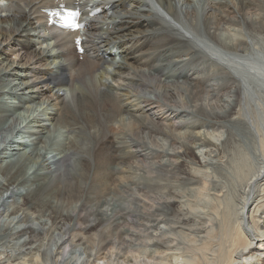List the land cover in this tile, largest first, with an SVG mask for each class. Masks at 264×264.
<instances>
[{"label": "bare ground", "instance_id": "obj_1", "mask_svg": "<svg viewBox=\"0 0 264 264\" xmlns=\"http://www.w3.org/2000/svg\"><path fill=\"white\" fill-rule=\"evenodd\" d=\"M5 1L0 233L17 241V264H263L264 0H154L192 39L144 0H111V16L87 21L82 55L75 33L39 42L52 0ZM113 47L120 62L106 59ZM62 129L87 132L91 159L57 154ZM235 140L254 141L258 166L196 212L178 185L204 195ZM32 210L47 213L46 232Z\"/></svg>", "mask_w": 264, "mask_h": 264}, {"label": "rangeland", "instance_id": "obj_2", "mask_svg": "<svg viewBox=\"0 0 264 264\" xmlns=\"http://www.w3.org/2000/svg\"><path fill=\"white\" fill-rule=\"evenodd\" d=\"M195 3V4H194ZM193 3V8H195L196 9V5H197V2H194ZM195 6V7H194ZM199 10L200 9H196L195 11L197 12H199ZM198 15V14H197ZM198 18H199V15H198ZM199 25V24H198ZM197 28L199 29V27L197 26ZM51 48V46L49 47V49ZM217 48L218 49H222V51H224V49L222 48V47H220V46H217ZM226 53V52H225ZM108 66V65H107ZM105 67V66H104ZM109 69H111V68H109ZM97 74H98V72H97ZM76 84V86H79L77 83H75ZM98 84V83H97ZM65 89L63 88V91H64ZM60 93H63V92H60ZM68 98V97H67ZM68 100L70 101L71 100V98L69 97L68 98ZM263 115V114H262ZM257 121L261 124V122L263 123L264 121L263 120H261L262 118H263V116L261 117V116H259L258 114H257ZM261 118V119H260ZM264 119V118H263ZM90 122H92V120L90 121ZM264 125V124H263ZM97 129V128H96ZM63 131H62V133H60V135H59V133H58V135H59V143H60V145L63 143L64 145H59L57 148H58V152H57V154H60V151L62 150V151H65V150H72V153H70L69 154V162H71V161H75V160H77V161H79V159H81V158H84V159H91V153H90V148L89 147H92V145L91 144H93V141H92V139H91V137H89V135L87 134V132L83 129V131H82V129H74V130H66V129H62ZM67 131V132H66ZM80 131V132H79ZM24 135V134H23ZM61 138V139H60ZM84 139V140H83ZM86 139V140H85ZM61 140V141H60ZM79 141H81V142H79ZM82 141L84 142V143H82ZM86 141H87V145H88V147H86L87 145H86ZM236 141V142H235ZM233 143H232V145L230 146V147H228V148H226V150L223 152V155L222 156H224V161L222 162V163H219L218 165H216L215 167H212L211 165H210V167L211 168H214V169H212V170H210L209 172H212V173H209V176L211 177H208V179H207V182H208V186H210V188L209 187H207V185H206V187H207V189H206V195L204 194V195H201V196H194L192 193H189V190L187 191V189H189V187L188 186H185V185H183L182 186V184H181V186H180V184L178 185V189L179 190H183V193H185L186 195H185V197H186V199L188 200L187 201V203H189V201H192V204L191 203H189L190 205H192V206H194V208H196V212L197 211H199L200 209H202V210H204V209H206V210H208V209H212V207H216V206H219V204H216V203H213V201L214 202H216L214 199L212 200L211 199V197H208V196H210L209 194H212L213 193V191L215 192H218V191H221V192H225L224 193V196H226L227 195V197H229V196H231L230 195V193H234V192H238V190H239V186L241 185H239V186H236V185H234V184H237V182H241L242 181V177L243 176H245V175H247L248 173L250 174L251 173V171H253V170H255L256 169V167L258 166L257 164H256V157H255V155L253 154V145L254 146H256V144L254 143V141H253V143H252V141L250 142H246V144L244 143V142H240L239 143V141H237V140H235ZM238 143V144H237ZM72 144H74V147H73V145ZM242 144V145H241ZM250 144V145H249ZM251 144H252V146H251ZM235 145H237V147L235 146ZM239 145V146H238ZM241 145V146H240ZM249 145V146H248ZM65 146V147H64ZM69 146H72L71 148L69 147ZM59 147H61V149L59 148ZM242 147V148H241ZM248 147H250V149H248ZM23 148L25 149V150H28V148H29V146H23ZM230 148H232V149H230ZM236 149H239L238 151H236ZM73 150H76V151H73ZM85 150H88L87 152H85ZM233 150V151H232ZM260 147H259V145H258V153L260 154ZM84 153H83V152ZM231 151V152H230ZM236 151V152H235ZM252 151V152H251ZM82 152V153H81ZM240 154H239V153ZM64 152H62L61 153V155L63 154ZM76 154V155H75ZM87 154V155H86ZM229 154V155H228ZM246 154V155H245ZM86 155V156H85ZM234 155V156H233ZM238 155V156H237ZM239 155L240 156H243V158H245V159H242V160H246V161H244V163L242 162V161H238V160H241V158L239 157ZM234 157V158H233ZM235 157H236V159H235ZM230 158H232L233 160L232 161H230L231 159ZM248 158V159H247ZM166 158H164L163 160H165ZM229 159V160H228ZM2 160V161H1ZM0 161H1V163H0V165L2 166V168L6 165V163L9 161V158H7V159H1L0 158ZM227 161V162H226ZM229 161V162H228ZM238 161V162H237ZM250 163H249V162ZM4 162V163H3ZM15 162V161H14ZM241 162V163H240ZM246 162V163H245ZM3 163V164H2ZM71 165H72V162L70 163ZM220 164H222V166L220 165ZM230 164H232V165H230ZM234 164V165H233ZM241 164V165H240ZM243 164H245L244 166H242ZM248 164H252V165H248ZM225 166V167H224ZM231 166H232V168H231ZM235 168H234V167ZM252 166V167H251ZM224 167V168H223ZM241 168V169H240ZM246 168H248V169H246ZM224 169V170H223ZM225 169H227L228 170V172L225 170ZM238 169H239V172H238ZM245 170V171H243V170ZM221 170H222V172H221ZM215 171V172H214ZM217 174L216 176H211V175H214V174ZM244 173V174H243ZM222 174V175H221ZM128 175V174H127ZM132 174H130L129 173V177L131 176ZM238 175V176H237ZM220 176V177H219ZM226 176H228V178L226 177ZM216 180H215V179ZM218 178V179H217ZM222 179L223 181H221L220 179ZM224 178H227L226 179V181H225V179ZM1 177H0V181H1ZM241 179V180H240ZM210 182H209V181ZM228 180V181H227ZM217 181V182H216ZM225 181V182H224ZM235 181V182H234ZM213 182V183H212ZM226 182L227 183H229V184H226ZM216 183H218V184H216ZM225 183V184H224ZM212 184H214V185H212ZM223 184V185H222ZM233 184V185H232ZM243 184V183H242ZM218 186H220V187H226V186H228L229 188H231V190H235L234 192H232L231 190H229V188L228 187H226L225 189L222 187V188H220V187H218ZM186 187H188L187 189H186ZM218 187V188H217ZM217 188V189H216ZM233 188V189H232ZM237 190H236V189ZM184 189H186V191L184 190ZM208 189H210V190H208ZM211 189H213V191L211 190ZM222 189V190H221ZM224 190V191H223ZM227 190H229L230 192L228 193L227 192ZM209 192V193H208ZM227 192V193H226ZM108 194V196L107 197H110V194H111V196L113 197V193L111 192V193H107ZM208 194V195H207ZM189 195H191V196H189ZM205 196H206V198H205ZM14 197V198H13ZM11 199H9V204L10 205H13L14 203V205H16L17 203H22V201H23V199L24 198H18L17 196H13ZM202 197V198H201ZM208 197V198H207ZM212 201V202H211ZM116 202V200L114 201V203ZM200 202H202L201 204H199ZM211 202V203H210ZM208 203H210V204H208ZM112 204V203H111ZM116 204H118V203H116ZM198 205V206H197ZM202 205V206H201ZM203 205H205L206 206V208L203 206ZM214 205V206H213ZM201 206V207H200ZM207 206H209V207H207ZM221 208H223V207H221ZM199 209V210H198ZM202 210H200L199 211V213L202 211ZM220 210H222V209H220ZM38 212H40V211H38ZM37 212V210L35 211V210H32L31 212H29L30 214V216H32V215H34V216H32V218H34L32 221H36L34 224H31L30 226H32V227H34V228H37V226L38 227H42L43 226V229H44V231L46 232L47 230H48V228H49V225H50V222H49V225H48V221H49V219H48V217H47V213H43L42 212V216H41V214L40 213H38ZM38 214V215H37ZM46 216V217H45ZM41 218V219H40ZM119 219H120V216L118 217ZM42 220V221H41ZM47 220V221H46ZM40 221V222H39ZM46 222V224H43V223H45ZM111 222H112V220H111ZM37 223H40V224H37ZM106 224H108V223H106ZM110 224V223H109ZM44 225H46V226H44ZM109 227H110V225H109ZM82 231H79L78 230V232L77 233H79V235L80 234H82L83 236L82 237H84V238H89V235H87V233L85 232H83V233H81ZM85 234V235H84ZM95 235V234H94ZM0 264H17V263H20V260H19V257H21L20 256V254L17 252V248H15L14 249V245L16 244V240L15 241H13V242H9L8 240L9 239H7L6 237H3L2 235H1V233H0ZM3 237V238H2ZM96 239H99V238H96ZM7 242H6V241ZM7 243V244H6ZM15 243V244H14ZM12 244H14V245H12ZM10 250H11V252H10ZM13 252V253H12ZM19 256H18V255ZM3 255V256H2ZM6 258V259H5ZM8 258V259H7ZM30 258V257H29ZM29 258H27L26 260V263L27 264H29V262H30V259ZM7 260H8V262H7ZM16 260V261H15ZM3 261V262H2ZM10 261L12 262V263H10ZM14 261V262H13ZM4 262H6V263H4ZM264 264V263H263Z\"/></svg>", "mask_w": 264, "mask_h": 264}, {"label": "snow or ice", "instance_id": "obj_3", "mask_svg": "<svg viewBox=\"0 0 264 264\" xmlns=\"http://www.w3.org/2000/svg\"><path fill=\"white\" fill-rule=\"evenodd\" d=\"M73 15H75V14H72V13H70L69 14V18H66V20H65V24H66V26H68V27H72V28H79L80 27V25H78V24H74L73 22H72V20L70 19V17L71 16H73Z\"/></svg>", "mask_w": 264, "mask_h": 264}]
</instances>
